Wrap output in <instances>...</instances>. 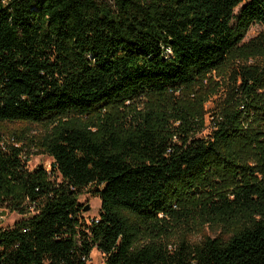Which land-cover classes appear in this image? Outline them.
Instances as JSON below:
<instances>
[{"label":"trees","instance_id":"trees-1","mask_svg":"<svg viewBox=\"0 0 264 264\" xmlns=\"http://www.w3.org/2000/svg\"><path fill=\"white\" fill-rule=\"evenodd\" d=\"M255 23L264 0H0V123H47L37 145L53 159L31 170L0 133V210L21 215L0 225V264H89L95 247L105 264H264ZM222 70L229 90L199 136L205 99L176 95ZM199 227L211 233L189 240Z\"/></svg>","mask_w":264,"mask_h":264},{"label":"rangeland","instance_id":"rangeland-1","mask_svg":"<svg viewBox=\"0 0 264 264\" xmlns=\"http://www.w3.org/2000/svg\"><path fill=\"white\" fill-rule=\"evenodd\" d=\"M262 33H264V26L255 23L250 27L245 41L253 39ZM244 61L248 64L264 65V51L249 55ZM228 75L229 70H222L213 73L211 79L205 80L204 87L198 88L194 91V93L197 94L195 98L187 93L186 95H176L175 99L177 102L181 101L190 106L193 105L195 101L194 99H200L201 97L205 99L202 107L203 126L197 133L199 136L206 135L210 132L214 121L218 118V115H220L223 102L229 90ZM183 98L185 101L181 100ZM142 103V106H140L137 111H145L149 106L155 103V100L144 99ZM49 128L50 126L47 123H30L24 121L0 123V133L9 142L18 141L19 146H22L25 149V160L27 161L28 168L31 170L39 165L45 166L48 170L51 169L53 159L49 155L41 153L37 145L39 140L48 133ZM79 201L84 204L85 207H90L88 211H84L86 219L90 220L98 217L101 207L99 197L95 196L92 192L85 191L79 197ZM19 218H21V215L16 211L7 209L0 210V225L3 227H11ZM195 230L196 231L188 236V239L194 242L200 241L203 236L211 233V230L208 227H199V229ZM88 263L105 264V255L95 247L90 254Z\"/></svg>","mask_w":264,"mask_h":264},{"label":"water","instance_id":"water-1","mask_svg":"<svg viewBox=\"0 0 264 264\" xmlns=\"http://www.w3.org/2000/svg\"><path fill=\"white\" fill-rule=\"evenodd\" d=\"M89 206H86L85 208H84V211H88L89 210Z\"/></svg>","mask_w":264,"mask_h":264}]
</instances>
